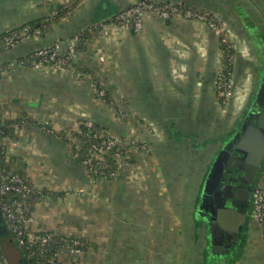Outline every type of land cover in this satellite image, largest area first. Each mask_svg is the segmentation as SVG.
Instances as JSON below:
<instances>
[{"label":"crops","instance_id":"crops-1","mask_svg":"<svg viewBox=\"0 0 264 264\" xmlns=\"http://www.w3.org/2000/svg\"><path fill=\"white\" fill-rule=\"evenodd\" d=\"M67 1L0 0V33L50 17ZM141 1L197 9L216 20L217 28L197 19L164 20L154 12L144 14L137 32L110 22ZM94 27L99 28L86 52L75 60L95 70L110 103L96 96L87 75L66 67H35L29 59L52 45L66 53L79 35ZM222 35L233 45L231 75L238 89L228 107L240 114L264 85V0H81L44 37L34 35L0 52V119L23 115L40 124L16 126V139L8 140L5 152L24 160L34 189L51 193L31 214L33 232L92 242L79 264H194L189 257L199 254L202 243L189 232L196 203L232 124L222 117L214 120L210 113L220 102L214 80ZM21 59H28L27 64ZM81 121L96 123L128 143L138 141L146 150L153 148L145 157L151 164L137 156L135 165L121 168L114 178L94 179L58 134L77 129ZM44 124L55 133L42 131ZM208 151L202 168L200 160ZM258 185L264 190V174ZM260 230L251 221L244 247L207 264H264Z\"/></svg>","mask_w":264,"mask_h":264},{"label":"trees","instance_id":"trees-1","mask_svg":"<svg viewBox=\"0 0 264 264\" xmlns=\"http://www.w3.org/2000/svg\"><path fill=\"white\" fill-rule=\"evenodd\" d=\"M81 0H69L63 5H60L57 8L56 13L51 15L50 17H46L43 19L33 20L25 23L24 25L5 31L3 33H0V52L6 51L11 49L8 44L10 41L11 43H16L22 41L23 38L28 36L29 38L34 35H39L41 37H44L46 35V32L56 23H58L60 20L65 18L66 16H69L74 8L80 3ZM145 2V1H141ZM138 2V3H141ZM148 3V2H147ZM153 4V3H150ZM156 7H172L171 5H158L153 4ZM180 10H190L194 13H201L204 14L201 11H198L194 8H187V7H179ZM206 15V14H205ZM208 20L215 22L217 21L212 19L210 16L206 15ZM110 22L117 23V19H112ZM100 27V26H99ZM99 27L94 28H88L86 29L81 35L77 37L76 44H75V51L77 54L81 52H86L87 49V43L90 40L92 33L94 30L98 29ZM26 35V36H25ZM18 42V43H19ZM16 45V44H15ZM55 47V45H52L51 47H48L46 49H43V51L47 52V54H44V56L37 57L35 60L34 54H31L29 56V59L31 61H37V62H43L44 59H46L50 51ZM219 49L221 53V66H222V72L224 81L229 82L231 78L232 73V60L231 57L234 54L233 45L230 42V40L226 39L223 35L220 37L219 42ZM77 56H74L73 54H70V52H66L63 54H57V59H63L66 61V68L74 69L79 74L82 75H91L93 79L96 81L98 90L103 89V86L96 75V72L93 68L88 66L84 62H76L75 58ZM20 62L27 64L28 59H21ZM105 89V88H104ZM218 99L223 102V98ZM103 100L105 102L110 103L111 102V96L109 92L106 90V94L103 97ZM39 124V122L30 117H25L23 115L17 117L15 120H7L3 123L0 122V186L1 184L8 181L9 176L12 175H18L24 182L25 185L28 186L29 192H14L9 191L5 194H2L0 192V207L1 210L3 207H8L12 212L15 211L16 206L21 203L22 206H24L27 210L25 212V218L29 219L31 217L32 212L35 209L36 204L46 195H51L48 191H37L33 188V185L28 177L27 174V167L26 163L21 157H7L5 152L8 145V140H14L16 139V133L15 128L16 126H21L24 124V122ZM86 121H81L79 123V128L73 129L71 132V136H67V130L60 131L59 135L65 139L67 142L71 144L72 148V156L74 159L79 162L80 164H84V162H89V165L87 168L90 170L91 175H93L94 178L98 179L101 177V174L107 175L108 173L114 171L117 168V163L114 158H111L110 156L105 158V161H98L97 158V151L93 150V146L100 144L102 141H104V138L101 137V135H104L106 131L98 124L91 123V127L87 129L86 127ZM40 125V124H39ZM44 126V125H41ZM48 127V126H45ZM81 128L82 132L79 134V129ZM87 130L91 131L90 133L87 132ZM96 134L98 136L93 139L92 135ZM128 143V142H126ZM130 144V143H128ZM132 150V151H131ZM130 150V159L129 164L135 165L137 163V154L135 153V149ZM120 154H126L127 149H120ZM94 170H97V173H93ZM2 215L4 217L5 223L7 224L8 228V234L0 237V256L2 257V261L4 264H9L11 262V254L12 258L15 261L17 259L16 264H59L54 260V253L64 245H66L62 239L63 235H57L53 234L52 238L49 242H47L44 247L36 246V245H19L17 242V232L14 231V222L10 221L7 218V214L3 212ZM18 225L23 228L25 223L23 221L18 222ZM21 228V229H22ZM20 229V230H21ZM264 229V225H263ZM45 233H40V235H43ZM22 238V237H20ZM70 240H78L80 245L78 248H80L83 252L87 251L91 247H94V244L90 242L87 239L84 238H76L72 236ZM73 244L68 242L67 246H72Z\"/></svg>","mask_w":264,"mask_h":264},{"label":"water","instance_id":"water-1","mask_svg":"<svg viewBox=\"0 0 264 264\" xmlns=\"http://www.w3.org/2000/svg\"><path fill=\"white\" fill-rule=\"evenodd\" d=\"M263 174L264 85L261 84L232 130L230 140L222 143L215 153L204 177L198 208L208 205L206 253L212 260L232 257L236 248L244 247L254 218L256 189ZM6 234L8 228L0 207V237Z\"/></svg>","mask_w":264,"mask_h":264},{"label":"built area","instance_id":"built-area-1","mask_svg":"<svg viewBox=\"0 0 264 264\" xmlns=\"http://www.w3.org/2000/svg\"><path fill=\"white\" fill-rule=\"evenodd\" d=\"M147 12H154V13L158 14L164 20L177 19V18L197 19V20H200L202 22H206L210 28H213V29L217 28V26L215 27L216 23L214 22L215 24H213V21L208 20V18L205 14L194 13L193 11H190V10H184L183 11V10H180L178 8H175V7H170V8L160 7V6L156 7L155 5L147 3V2L137 3L134 6H132L130 9H128L127 11L120 13L116 17L117 23H114V24L119 25V26L133 25V27H135L137 31H140L142 28L143 16ZM25 39H29V37L26 36L25 38L22 39V41ZM8 43L12 44L10 41ZM44 54H47V52L43 51V49L37 51V53L35 54V60L37 57L44 56ZM57 54H58V48L55 46L50 51L49 56L46 59H44L43 62L34 61V64L37 63L38 64L37 67H39L41 65H52V66H55L58 68L65 67L66 61L64 62V60H62V59H60V60L57 59ZM220 77L223 78V76H220ZM220 81L223 82V87H222V89H220L219 95L221 97H229L230 98L231 97L230 84L227 85L229 82H225L224 78L220 79ZM101 137L105 138L106 143L111 146L110 149L106 150V152H105V155H107V156L110 154L112 149L116 148L117 144H119V146L124 144V143H122V141L118 142L116 140V138H114V137H113L114 140L108 138L109 135H107V133H104V135H101ZM107 144H106V146H107ZM125 144H128V143H125ZM143 147H144V150H146V147L145 146H143ZM136 148H138V146ZM97 150L98 149H96V151ZM116 150L119 153L120 149L117 148ZM98 152L99 151H97V153ZM120 155H125V154H120ZM137 156H138V154H137ZM97 158H98V160L104 159V157L101 156L100 153H99V155L97 154ZM117 158H118L117 162H118L119 166L116 169L114 175L110 178L105 177L104 179L114 178L121 168L130 165L128 162L130 158L127 161H125V158L120 157V156ZM83 165L87 168V166L89 165V162L86 161V162H84ZM88 171H89V169H88ZM7 178H8V181L1 184V186H0V192L2 194H5L9 191L24 192V193L29 192L28 186L24 184L23 180L18 175H12V176H9ZM2 210H3V212H5L7 214L6 215L7 218L10 221L15 223L14 224L15 225L14 231L17 232V237H18L17 242L19 245H21V246L25 245V244L26 245H36V246H40L43 248L44 245L51 240L52 235H53V234L50 235L51 233H45L43 235H40V233H36V232L30 233L31 229L29 228V225H26V222L28 219H26L25 215H24L27 209L24 206H22L21 203L16 206V209L14 212H12L6 206L3 207ZM253 213H254L255 220L258 221L260 223V225H262V227H263V225H264V190L260 187H257V189H256V193H255V197H254ZM20 221H23L25 223L23 228L21 227V225L20 226L18 225V222H20ZM20 237H22V238H20ZM64 238H67L64 240V243L66 245L59 248L54 253V260L56 262H58L59 264H79V259L70 260L69 262L63 261V263L61 262L60 250H62L63 248H69L72 257H75V255H77V254L80 255V257H81V255L83 253V251L80 248H78V246L80 245L79 243H77V242L74 243L75 240L69 241V239L71 237H64ZM68 242H70L72 244L74 243L75 247L73 245L67 246ZM0 264H4L1 256H0Z\"/></svg>","mask_w":264,"mask_h":264},{"label":"rangeland","instance_id":"rangeland-1","mask_svg":"<svg viewBox=\"0 0 264 264\" xmlns=\"http://www.w3.org/2000/svg\"><path fill=\"white\" fill-rule=\"evenodd\" d=\"M136 4V3H135ZM134 4V5H135ZM172 7H175V8H178L179 9V7H181V6H172ZM56 11H57V9H56ZM56 11H55V13H56ZM113 24V23H112ZM213 24H215L214 22H213ZM22 26V25H21ZM100 27H102V26H104V23L102 24V25H99ZM217 25L215 24V27H216ZM126 27H129V26H126ZM17 28V27H16ZM133 29L137 32V30H136V28L135 27H133ZM213 29V28H212ZM221 33V32H220ZM226 39H228L227 38V36L225 37ZM229 40V39H228ZM17 43V42H16ZM16 43H12V44H10L9 46L10 47H12L14 44H16ZM9 44V43H8ZM68 52H70V54H73L74 56H79L80 54H83V53H85V52H81V53H79V54H77V52L75 51V44L74 45H72V47H70V49H69V51ZM220 52V51H219ZM37 53V51H35V52H33L32 54H34V56H35V54ZM58 54H60V52L58 51ZM63 60V59H62ZM231 60H232V64H233V61H234V54L232 55V57H231ZM33 64H34V61H31ZM64 62H65V60H64ZM41 64V63H40ZM37 63H35L34 64V66L35 67H37ZM221 72H222V66L220 65V67L217 69V71H216V73H215V80H214V83H215V97H216V100L218 99V97L219 98H223L224 100H223V102H221L219 99H218V101H220V102H217L216 101V108H214L212 111H210V113H211V117H213V119L215 120V118H219V117H222V119H221V121H228L229 123H231L232 122V124L230 125V129H231V131L234 129V127L236 126V123L237 122H239L238 120H239V118H241L242 117V115H243V113H244V111L246 110V108H247V105L249 106V102L247 103V105L245 106V108H244V110L239 114L238 112L237 113H234V114H232L233 112H232V110H230L231 108H229L228 107V105H229V103L231 102V100L232 101H234V99H235V96H236V92L238 91V89H235V87H234V84H233V77H232V75H231V78H230V80H229V83L227 84V85H229L230 84V92H231V97L229 98V97H221L220 95H219V91H220V89H222V87H223V82L222 81H220V79H223L222 77H220V76H223L222 74H221ZM232 74V73H231ZM89 78H91L92 80V84H93V86L95 87V89H96V96L97 97H99V98H103L104 96H105V94H106V87H105V85L102 83V81H101V79H100V77H98L99 78V80H100V82H101V84H102V86H103V89H100V90H98V86H97V84H96V81L93 79V77L91 76V75H87ZM105 88V89H104ZM234 98V99H233ZM105 101V100H104ZM230 110V111H229ZM233 116V117H232ZM195 118H198L197 116H194ZM212 119V118H211ZM0 122L1 123H3V122H5V121H3L2 119H0ZM148 122H150V121H148ZM212 121H210L209 123H211ZM46 126V124H44V129L42 130V131H44V130H46V132H48V133H55L54 132V129L53 128H51V127H45ZM86 128L87 129H89L90 127H91V123L90 122H87L86 123ZM78 128H79V126H78ZM151 128H152V126H151ZM144 129H146V130H149L150 129V124H148V123H145L144 124ZM72 130L73 129H70V130H67V136L69 137V136H71L70 134H71V132H72ZM80 131H79V134L82 132V130H81V128L79 129ZM184 133H185V130H183V129H181ZM156 130H153V132H155ZM225 130H224V128H222L220 131H217V133L218 132H224ZM45 132V131H44ZM87 132H91V131H89V130H87ZM59 134V133H58ZM191 135H192V133H190ZM107 135H109L108 133H107ZM181 135V134H180ZM217 135V134H216ZM96 136H98V135H96L95 133L92 135V137H93V139H95V137ZM181 137H185V134H183V136L181 135ZM212 137V135H210V138ZM103 138V137H102ZM108 138H110V139H112V140H114L113 139V136H111V135H109V137ZM114 138H116V137H114ZM107 139V138H106ZM116 140L119 142H121L122 141V143H124L123 145H120L119 146V144H117L116 145V148H114V149H112L111 150V152H110V154L107 156V155H105V152H106V150H109L110 149V145H108L107 143H106V140H105V138H104V141H102L100 144H98V145H95L94 144V146L92 147L93 148V150H96V149H98L97 151H99L98 152V155H99V153H100V155L101 156H103L104 157V159L103 160H98V161H105V158L106 159H108L107 157H111V158H114L115 159V161H116V163H117V168H118V166H119V164H118V162H117V157H123V158H125V161H127L129 158H130V150L131 149H135V153H137L138 154V157H141V158H144L145 159V162L147 163V164H151V162H149V160H147L146 161V158L145 157H147V159L149 158V155L154 151V149L153 148H151L150 150L148 149V150H144V145L142 144V143H140V142H138V141H134V142H132V143H130V144H125L127 141H123V140H121V139H118V138H116ZM106 144H107V146H106ZM142 145V146H141ZM138 146V148H136ZM127 149V153L125 154V155H120L119 153H118V151L116 150V149ZM216 149H217V147L215 146V147H212V148H209V151H211V153L208 151L207 152V157L206 158H202L201 160H200V165H201V167H202V165H206L207 164V162H208V160H209V158H210V156H209V153H210V155L211 154H213L214 155V152L216 151ZM132 151V150H131ZM149 152H151L150 154H149ZM151 157V156H150ZM151 159V158H150ZM204 167V166H203ZM202 167V168H203ZM116 168V169H117ZM116 169L114 170V171H112V172H110V173H108L107 175H102L101 174V177H99V178H102V179H104L105 177H112L113 175H114V173H115V171H116ZM90 171V170H89ZM91 173V172H90ZM94 174L95 173H97V170H94V172H93ZM93 176V175H92ZM94 179H96V178H94ZM259 186V185H258ZM260 187H262V189H263V186H261L260 185ZM252 224L253 225H256L257 227H259V229L261 228V230L260 231H262V232H260V233H262L261 234V239H259V243L261 244V247L264 249V229H263V227H262V225H260V223L258 222V221H256L255 220V218H253L252 219ZM26 225H29V228L31 227L30 225H31V217L27 220V222H26ZM33 231H32V229H31V232L30 233H32ZM44 233H49L48 231H43ZM189 232H191L192 234H193V232L191 231V229H189ZM52 234H54V233H51L50 235H52ZM56 234V233H55ZM54 234V235H55ZM58 235V234H57ZM64 237H72V236H70L69 234H65V235H63ZM63 237V239H62V241L64 242V240L65 239H67V238H64ZM77 238V237H76ZM199 240V239H198ZM205 241V239H201V246H198L197 247V249L199 248V249H201L200 251H199V254L197 255V254H195L194 255V258H193V256L192 257H189V261H193V263L194 264H207V262L209 261V259H211V256H210V254H209V252L207 251V253H205V245H206V243L204 244L203 242ZM75 242H77V243H80L78 240H75L74 241V243ZM74 243H73V246L75 247V245H74ZM255 245H256V243H255ZM196 249V250H197ZM248 250H249V252H251L252 250H253V244H252V241H251V243L249 244V247H248ZM247 250V251H248ZM247 255H248V253H246V256H245V258L247 257ZM60 257H61V262L63 263V261L64 262H69L70 260H77V259H79L80 258V255H75V257H72L71 256V253H70V249L69 248H63L62 250H60ZM193 258V259H192ZM192 259V260H191ZM16 262H17V259H15V261L13 260V258H12V254H11V262L9 263V264H16ZM183 262V261H182Z\"/></svg>","mask_w":264,"mask_h":264},{"label":"flooded vegetation","instance_id":"flooded-vegetation-1","mask_svg":"<svg viewBox=\"0 0 264 264\" xmlns=\"http://www.w3.org/2000/svg\"><path fill=\"white\" fill-rule=\"evenodd\" d=\"M231 133H232V131L227 135V139L224 138L222 140V143H225V142H227V141L230 140ZM228 179H230V178H228ZM200 195H201V189H200L199 197H200ZM199 197H198V200H199ZM205 205H206L205 207H202L201 209H199L198 208L199 207L198 206V201H197V203H196V209H195L194 216H193V218H194L193 233H194V235L196 237V242L198 241V239L201 240L203 238V239H205V241L203 242L204 244L206 242L209 243L208 242L209 233H208L207 226H206V220L208 218L207 217L208 214H207L206 207H208V205L207 204H205ZM207 243L205 245V250L207 249V246H208ZM212 261L213 262H217L215 260V258Z\"/></svg>","mask_w":264,"mask_h":264}]
</instances>
